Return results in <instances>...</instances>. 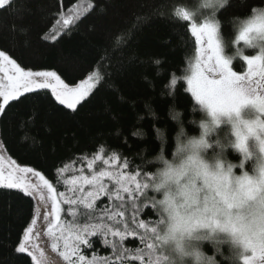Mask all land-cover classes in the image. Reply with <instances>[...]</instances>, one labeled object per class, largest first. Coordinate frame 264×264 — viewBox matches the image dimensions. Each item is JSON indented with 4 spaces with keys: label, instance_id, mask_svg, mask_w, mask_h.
I'll return each instance as SVG.
<instances>
[{
    "label": "trees",
    "instance_id": "1",
    "mask_svg": "<svg viewBox=\"0 0 264 264\" xmlns=\"http://www.w3.org/2000/svg\"><path fill=\"white\" fill-rule=\"evenodd\" d=\"M212 2L216 8L209 18L217 24L223 44L230 45L243 22L264 12V0H13L9 11L0 9V51L20 67L55 71L71 85L95 72L103 78L75 110L45 89L7 103L0 115L6 153L44 175L59 192L64 190L63 178L75 172L57 183V169H74L101 146L104 157L115 154L128 165V173L139 171L144 182L151 170L145 161L159 149L155 130L167 128L171 139L176 129L170 106L183 109L187 119L194 104L186 78L198 45L190 21L179 13ZM233 70L243 73L246 62L235 60ZM147 195L139 198L142 210L137 215L146 225L155 219L153 209L143 207ZM108 204L104 197L96 206ZM35 206L23 191L0 187V264H33L17 248L34 219ZM63 206V220L69 221V206ZM91 242L88 254L111 255L98 238ZM125 244L142 247L137 238Z\"/></svg>",
    "mask_w": 264,
    "mask_h": 264
},
{
    "label": "clouds",
    "instance_id": "2",
    "mask_svg": "<svg viewBox=\"0 0 264 264\" xmlns=\"http://www.w3.org/2000/svg\"><path fill=\"white\" fill-rule=\"evenodd\" d=\"M261 47H249L240 28L223 44L230 63ZM169 118L171 139L157 128L159 149L145 161L142 195L155 214L146 264H264V111L194 97L187 119L175 106Z\"/></svg>",
    "mask_w": 264,
    "mask_h": 264
},
{
    "label": "snow or ice",
    "instance_id": "3",
    "mask_svg": "<svg viewBox=\"0 0 264 264\" xmlns=\"http://www.w3.org/2000/svg\"><path fill=\"white\" fill-rule=\"evenodd\" d=\"M12 6L13 0H0V9L9 11ZM179 15L182 19L190 17L187 11ZM64 23L67 26L68 21ZM191 31L198 45L191 74L186 78L192 95L217 108H236L252 103L264 111V47L260 48L259 55H247L242 59L247 63V72L241 74L233 70V63L224 55L216 23L206 20L199 26L194 24ZM240 38L249 47H255L264 40V12H258L244 22L240 27ZM155 63L160 64V60ZM101 79L98 73H92L79 86L70 87L55 71H26L0 51V98L3 105L24 93L50 89L60 104L75 110ZM171 84L175 86L177 79L173 78ZM3 105H0V115L3 114ZM133 135L139 133L134 132ZM103 152L101 146L88 169L92 170L95 162L100 160L107 167L92 171L91 175L63 180L65 186L71 185L70 196H65L64 192L58 194L64 198L63 201L58 199L56 188L41 173L19 166L5 172L0 166V187L20 189L36 202L35 213L42 222L41 229H35L37 220L33 219L17 248L18 252L27 253L33 264H145L150 259L147 225L143 220H137L142 210L139 198L143 196L144 188L137 179L140 172L131 174L123 171L127 164L119 170H111L119 162V157L113 154L105 159ZM66 168L57 169V183H61ZM28 174L35 180L29 179ZM77 184L80 185L78 189ZM104 197L109 204L97 207V201ZM62 203L69 206V221L61 219ZM143 207H147L146 204ZM130 237L143 241L144 245L135 249L127 246L125 241ZM92 238H98L103 246L109 247L111 255H85L82 246L91 249Z\"/></svg>",
    "mask_w": 264,
    "mask_h": 264
},
{
    "label": "rangeland",
    "instance_id": "4",
    "mask_svg": "<svg viewBox=\"0 0 264 264\" xmlns=\"http://www.w3.org/2000/svg\"><path fill=\"white\" fill-rule=\"evenodd\" d=\"M216 7H215V4L212 2L211 4H209L208 6L207 5H203L202 4V7L201 8H199L198 10H195V9H189V10H184V11H187L189 14H190V17H189V19H187L188 21H190V23H191V28H192V26L195 24L196 26H199L200 24H202V23H204L206 20H211L212 22H214L215 23V21H213L212 19H210L209 17L210 16H212L213 15V12H214V9H215ZM258 14V12L256 13V15ZM255 15V16H256ZM246 22V21H245ZM244 24V22L241 24V26ZM218 35H219V31H218ZM219 38H220V36H219ZM221 40V39H220ZM222 42V41H221ZM223 44V43H222ZM252 50H255V54L254 55H256V54H258V50L257 49H252ZM247 54V53H246ZM196 55H197V53H196ZM196 55H195V57H194V59L192 60V62L190 63V67H189V72H188V76L191 74V65L195 62V59H196ZM248 55V54H247ZM11 59V58H10ZM22 68V67H21ZM24 69V68H23ZM24 70H26V69H24ZM26 71H28V70H26ZM32 71V70H31ZM33 72H36V71H33ZM247 72V63H246V70L243 72V73H246ZM95 73H97V72H95ZM243 73H241V74H243ZM89 77V76H88ZM88 77H86L85 79H83V80H81L79 83H77V84H73V85H71V84H68V83H66L61 77V79L65 82V84H68L70 87H77V86H79L82 82H84V81H86L87 80V78ZM98 85V83L95 85V87ZM95 87L94 88H92L91 89V91L89 92V94L86 96V97H88L91 93H92V91L95 89ZM189 89V88H188ZM37 90H42V89H37ZM37 90H35V91H37ZM45 90H49L50 92H51V90L50 89H45ZM190 91V90H189ZM191 92V91H190ZM52 93V92H51ZM25 94V93H24ZM53 94V93H52ZM192 94V93H191ZM54 95V94H53ZM54 97H55V95H54ZM85 97V98H86ZM194 97V96H193ZM84 98V99H85ZM83 99V100H84ZM14 100V99H13ZM83 100H81V101H83ZM10 101H12V100H9V102ZM80 101V102H81ZM8 102V103H9ZM79 102V103H80ZM78 103V104H79ZM78 104L76 105V107L78 106ZM0 105H3V99L2 98H0ZM6 105H3V109H4V107H5ZM66 106V105H65ZM67 107V106H66ZM248 111H251V109L249 108V109H245V112H248ZM97 155V154H96ZM96 155H94V156H92V157H88V158H83L78 164H77V166L75 165L74 167V169H71V168H66V171L64 172V174H66L67 172H69V171H72V170H74V174L73 175H71V176H69V177H67L66 179H64L63 178V180H69V179H71V178H73V177H80V176H82V175H91V173H92V171H98V170H100L101 168H104V167H107L106 165H104V163H103V161L102 160H100V161H96L95 162V164H94V167H93V169L92 170H89L88 169V164L90 163V162H92L93 161V159H94V157L96 156ZM113 156V155H112ZM112 156H110V157H112ZM104 157V156H103ZM105 159H108L109 157H104ZM13 162H14V164H13ZM110 163H111V161H110ZM123 165L124 164H122L121 162H120V160H119V162L118 163H115L113 166H112V168H111V170H113V171H115V170H119V169H121V168H123ZM0 166H2L3 168H4V170H5V172H7L8 170H10L11 168H13V167H15V166H19V167H27V166H23V165H20V164H18L16 161H14L12 158H10L9 157V155L6 153V151H5V148H4V146H3V143L1 142V139H0ZM27 168H30V167H27ZM34 170V169H33ZM81 170H83V171H81ZM34 171H36V170H34ZM123 171H125V172H127L126 171V168H123ZM36 172H38V171H36ZM64 174H63V176H64ZM28 178L29 179H32V180H35V177H32L31 176V174H28ZM138 180H139V178H137ZM142 184H143V182L141 181V180H139ZM38 182V181H37ZM54 186V185H53ZM79 184H77V189L79 188ZM55 187V186H54ZM71 187V185H67V186H65L64 184H63V188H64V190L62 191V192H64L65 193V196H70L71 194L69 193V188ZM18 190H20V189H18ZM86 190H87V186H86ZM56 192H57V195L60 193L57 189H56ZM58 199H60L61 201H63V197H59V195H58ZM35 205H36V202H35ZM61 207L64 209V206H63V203L61 204ZM64 212V211H63ZM63 212H62V214H61V219L63 220ZM43 214V212H41V215ZM34 219H36L37 220V223H36V225H35V229H41V224H42V222H41V220L37 217V215H36V213H35V216H34ZM137 220H141L139 217H137ZM64 221V220H63ZM30 226H32V222L30 223V225H29V227ZM34 229V230H35ZM46 229H42V231H45ZM24 237V236H23ZM130 238H132V237H130ZM23 242V238H22V241H21V243ZM140 242H141V246H143L144 245V242L143 241H141L140 240ZM87 249H89V248H87L86 246H82V250H83V253L85 254V255H87V256H89V257H91V255H93V254H95V253H92V252H89L90 254H88V252H87ZM97 257H99L97 254H95ZM103 257H105V256H103ZM134 264V263H133ZM138 264V263H137ZM145 264H146V261H145Z\"/></svg>",
    "mask_w": 264,
    "mask_h": 264
}]
</instances>
